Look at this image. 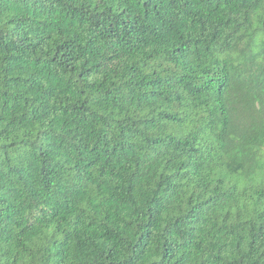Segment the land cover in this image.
I'll return each mask as SVG.
<instances>
[{
	"label": "trees",
	"instance_id": "obj_1",
	"mask_svg": "<svg viewBox=\"0 0 264 264\" xmlns=\"http://www.w3.org/2000/svg\"><path fill=\"white\" fill-rule=\"evenodd\" d=\"M0 264H264V0H0Z\"/></svg>",
	"mask_w": 264,
	"mask_h": 264
}]
</instances>
